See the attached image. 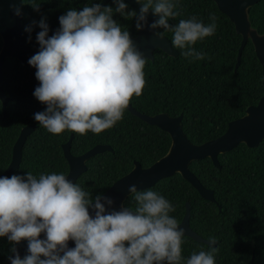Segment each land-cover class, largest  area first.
<instances>
[{"label": "trees", "instance_id": "1", "mask_svg": "<svg viewBox=\"0 0 264 264\" xmlns=\"http://www.w3.org/2000/svg\"><path fill=\"white\" fill-rule=\"evenodd\" d=\"M102 1L23 0L22 31L26 43L40 51L37 36L42 31L39 27L41 21L47 23L51 37L60 29L59 18L68 10L74 8L78 11ZM33 5L39 6L38 9ZM107 6L116 8L113 0ZM128 6V11L133 10ZM175 10L181 14L169 21L172 25L192 17L207 25L211 23L210 14L216 15L214 35L194 46L205 54V58H185L181 49H177V57L156 50L154 60L147 59L144 69L146 86L143 94L139 98L134 97L130 104L150 116L166 113L178 117L183 114L182 126L187 138L201 145L222 136L231 121L243 117L248 107L258 104L264 95L263 67L252 42L248 41L235 71L242 36L214 1L177 0ZM249 12L252 27L259 34H264V0ZM113 19L122 29L128 30L131 37L138 34L135 18L126 20L114 12ZM156 32L172 40L171 31L156 29ZM2 44L0 37V49ZM35 73V68L15 58L7 59L4 64L2 85L10 101L6 115L0 101V174L11 163L14 144L21 130L28 125L35 126V130L24 145L23 159L15 175L25 176L27 172L37 177L53 172L67 175L70 167L62 147L72 134L71 153L74 156L82 155L96 145L112 148V151L91 158L87 162L88 170L75 182L93 199L96 195H103L128 174L136 161L146 168L169 151L170 135L148 125L128 110L112 129L98 135L91 132L79 135L71 131L60 135L49 133L34 119L35 113L46 110V105L34 96L39 86ZM218 160L221 167H216L209 158L190 165V170L200 182L214 191L215 202L203 199L180 174L165 178L149 189L174 206L175 211L170 215L178 223L185 215L186 203L191 204L190 226L193 231L206 240L215 238L218 243L216 264H264V141L256 148L240 144L219 155ZM125 206L135 210L136 202L132 195ZM12 248L13 243L6 237L0 238V264H7ZM200 250L208 251L209 246L184 236V260L192 252Z\"/></svg>", "mask_w": 264, "mask_h": 264}, {"label": "clouds", "instance_id": "2", "mask_svg": "<svg viewBox=\"0 0 264 264\" xmlns=\"http://www.w3.org/2000/svg\"><path fill=\"white\" fill-rule=\"evenodd\" d=\"M113 3L115 10L100 3L68 10L51 37L47 23L39 24L40 51L29 64L39 81L34 96L46 110L34 119L53 135H98L112 129L133 98L143 94L147 59L130 32L113 19L114 12L135 18L137 31L150 27L157 36L162 33L156 29L171 31L172 47L196 60L205 58L196 43L217 29L214 13L207 25L196 17L170 24L181 14L175 10L177 0H136L139 13L128 11L124 0ZM149 12L158 17L151 25ZM127 191L136 202L134 211L126 206L115 210L114 200L102 194L93 199L63 173L0 176V238L28 242L23 258L16 247L11 249V264H216L219 249L211 246L184 260L185 231L170 215L175 208L167 199L151 189L138 191L135 184ZM70 241L75 247H69ZM210 244H216L215 238Z\"/></svg>", "mask_w": 264, "mask_h": 264}, {"label": "water", "instance_id": "3", "mask_svg": "<svg viewBox=\"0 0 264 264\" xmlns=\"http://www.w3.org/2000/svg\"><path fill=\"white\" fill-rule=\"evenodd\" d=\"M111 0H103L100 4L105 7ZM131 8L139 13L140 5L136 0H124ZM216 3L219 10L227 15L234 24L236 32L242 36V43L238 52L237 71L242 58V53L248 41H251L256 55L263 67V85H264V34H259L252 27L249 10L255 6L260 0H211ZM23 0H0V37L2 39V47L0 49V101L3 105V114L7 113V104L10 101L9 96L3 89V67L7 59L15 58L23 64L32 67L29 59L39 50L29 46L23 36L22 31V15L21 8ZM79 8L78 11H82ZM19 11V14H17ZM156 19L152 12L148 14V25H151ZM156 32V30H155ZM135 45L143 53L146 59L153 61L154 52L162 50L171 57H177L179 51L172 47L171 40L166 36H157L150 27L138 31L135 37H132ZM134 116L143 120L151 126H156L171 137V146L165 156L160 158L149 167H143L139 162H135L133 169L117 180L103 195L111 197L114 200L113 208L119 210L125 206L126 200L131 196L127 191L129 184H135L138 191L147 190L159 181L180 174L203 199L215 202L214 191L205 187L196 175L190 170V165L194 161L209 158L216 167H221L218 160L219 155L226 154L239 146L245 144L249 148H256L264 141V95L257 105L247 108L243 117L231 121L227 131L217 139L205 142L201 145L192 143L186 136L182 121L184 115L171 117L166 113L157 115H146L137 111L130 104L128 109ZM35 130V126L28 125L24 127L13 148L12 160L7 169L0 176L11 177L13 173L19 169L23 159V148L28 136ZM74 135L72 134L69 141L63 145L64 156L69 164V180L73 183L88 170L87 162L97 154L106 151H112L109 145H96L86 153L74 156L71 153V144ZM222 207L219 206L221 211ZM91 211V210H90ZM94 214V213H93ZM191 204L186 203V211L182 221L179 223L181 229L185 231V236L193 239L197 243H203L211 247L217 246L210 244V240H206L197 234L190 226ZM45 236L42 234L41 239ZM19 255L23 258L28 254V242L22 241L20 244H13ZM69 247H75L73 241L69 242ZM254 249V248H253ZM13 258L14 253L11 255ZM7 264H11L9 259Z\"/></svg>", "mask_w": 264, "mask_h": 264}, {"label": "flooded vegetation", "instance_id": "4", "mask_svg": "<svg viewBox=\"0 0 264 264\" xmlns=\"http://www.w3.org/2000/svg\"><path fill=\"white\" fill-rule=\"evenodd\" d=\"M31 134H32V133H31ZM31 134H30V135H31ZM30 135H29V136H30ZM29 136H28V137H29ZM71 145H72V144H71ZM19 168H20V167H19ZM17 170H18V169H17ZM1 174H2V173H1ZM13 174H14V173H13ZM11 255H12V254H11ZM8 261H9V260H8ZM7 263H8V262H7Z\"/></svg>", "mask_w": 264, "mask_h": 264}]
</instances>
